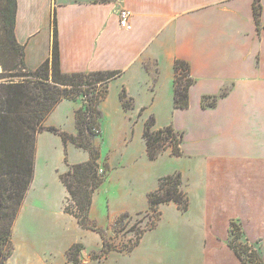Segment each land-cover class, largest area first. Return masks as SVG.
Instances as JSON below:
<instances>
[{
	"label": "crops",
	"instance_id": "0c3cea01",
	"mask_svg": "<svg viewBox=\"0 0 264 264\" xmlns=\"http://www.w3.org/2000/svg\"><path fill=\"white\" fill-rule=\"evenodd\" d=\"M254 2L18 0L17 4L15 31L31 70L52 57L55 16L60 66L66 74L123 72L110 83L101 109L110 97H118L123 108L124 89L134 100V109L127 113L123 108L127 114L143 115L155 104L168 106L173 126L184 132L183 155L177 158L191 162L189 173L194 171L191 186L199 197L200 225L207 238L206 264H243L229 245L232 220L240 223L251 243L262 242L264 250V28L259 30L256 24ZM261 4L264 26V0ZM122 9L132 12L129 29L120 27ZM179 59L191 66L196 81L186 110L174 107ZM226 90L227 96L215 107H203L204 96ZM67 102L75 104L77 127L75 114L83 103L60 104ZM55 110L48 126L58 127L51 121ZM76 127L69 132L76 135ZM186 170H179L183 178ZM60 214L63 221L78 224L66 214L65 205Z\"/></svg>",
	"mask_w": 264,
	"mask_h": 264
},
{
	"label": "trees",
	"instance_id": "16d2710c",
	"mask_svg": "<svg viewBox=\"0 0 264 264\" xmlns=\"http://www.w3.org/2000/svg\"><path fill=\"white\" fill-rule=\"evenodd\" d=\"M108 2L112 0H102ZM18 0H0V264H6L15 251L13 229L22 210L33 178L39 133L46 131L63 139V145H74L89 153L90 159L84 163L68 165L69 170L61 173V181L67 190L66 214L74 217L84 230H93L103 241L101 256L112 252H124L135 249L141 243L146 232L156 229L163 215L162 204H175L182 213L190 208V198L185 192L182 172L163 176L158 181V188L148 195L149 210L146 217L150 226L138 233V238L131 248L119 249L112 244L105 229L98 227L89 218L93 198L105 179L106 172L100 165L101 152L95 147V140L102 137L101 104L110 93V83L123 75L122 71H94L89 73L66 74L60 66L57 19L54 16L52 57L38 70H31L25 62V48L18 42L16 35ZM254 16L258 29L264 28L261 14V0L254 2ZM25 70L17 75L22 80H13L14 72ZM176 78L174 79V107L189 109L190 92L195 84L191 66L185 60L175 61ZM11 78V79H9ZM127 90L120 94V100L126 111L134 109V100ZM222 95L204 96V108L215 107ZM79 101L83 106L76 110L77 134L47 126L50 115L62 101ZM145 150L149 160L156 161L170 151L172 156L183 155L184 132L173 125L156 128L155 117H149L143 129ZM143 214V213H140ZM129 212L120 214L115 221L117 232L128 230ZM132 231V230H131ZM240 223L231 221L230 247L243 264H264L259 250L245 237ZM242 240V242H241ZM84 245L75 243L67 251L73 264H83L81 255Z\"/></svg>",
	"mask_w": 264,
	"mask_h": 264
},
{
	"label": "rangeland",
	"instance_id": "374dc122",
	"mask_svg": "<svg viewBox=\"0 0 264 264\" xmlns=\"http://www.w3.org/2000/svg\"><path fill=\"white\" fill-rule=\"evenodd\" d=\"M24 73L25 70H17L13 80H22L17 75ZM150 106L143 115L127 114L129 111L124 112L119 98L110 97L102 107V137L95 140L94 146L101 152L100 165L106 174L93 198L89 218L106 230L114 246L131 248L138 233L152 222L145 216L149 210L148 195L158 188L161 177L181 169H187L184 180L190 179L183 183L190 198L189 211L182 213L175 204L163 205V215L156 229L144 234L139 247L131 252L110 251L100 257L101 236L93 230L80 228L75 222L63 221L60 214L69 196L60 179L61 173L69 170L68 165L89 161L90 156L80 148L65 147L60 136L43 131L38 135L35 177L24 201L27 205L13 229L15 251L6 264H73L67 251L75 243L84 245L83 264H206L207 238L200 225L199 197L191 186L194 171L189 173V168L192 164L172 156L170 151L156 161L149 160L143 139L146 120L154 116L157 129L173 125L166 104ZM74 109L73 103L59 105L51 120L58 124L56 128L71 134L69 131L76 127ZM124 212H129L131 218L126 221L128 230L119 233L115 221ZM250 244L264 258L262 242Z\"/></svg>",
	"mask_w": 264,
	"mask_h": 264
},
{
	"label": "built area",
	"instance_id": "2783aa9c",
	"mask_svg": "<svg viewBox=\"0 0 264 264\" xmlns=\"http://www.w3.org/2000/svg\"><path fill=\"white\" fill-rule=\"evenodd\" d=\"M120 17V27L123 29H129L130 28V19L132 17V12L128 9H122L119 12Z\"/></svg>",
	"mask_w": 264,
	"mask_h": 264
}]
</instances>
